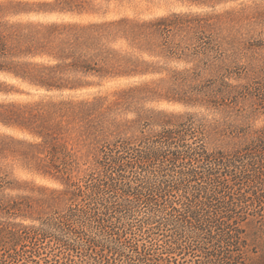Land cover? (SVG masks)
Masks as SVG:
<instances>
[{
  "label": "trees",
  "instance_id": "obj_1",
  "mask_svg": "<svg viewBox=\"0 0 264 264\" xmlns=\"http://www.w3.org/2000/svg\"><path fill=\"white\" fill-rule=\"evenodd\" d=\"M110 1L0 0V250L264 264V6L105 17Z\"/></svg>",
  "mask_w": 264,
  "mask_h": 264
},
{
  "label": "rangeland",
  "instance_id": "obj_2",
  "mask_svg": "<svg viewBox=\"0 0 264 264\" xmlns=\"http://www.w3.org/2000/svg\"><path fill=\"white\" fill-rule=\"evenodd\" d=\"M101 1V0H99ZM101 11L106 10L107 14L105 17H113L118 15H129V16H137V17H151L155 15H160L164 13H168L171 11H180V10H201V8L196 7H189L177 0H111L108 3L101 2ZM264 6V0H234V1H228L224 2L222 4H219L215 7V11H225V10H236V11H244L245 14L253 12L255 10L261 9ZM206 9V8H205ZM49 17L52 19H61L64 17H67L62 14H52ZM246 28H252L253 25H250L249 22L243 23ZM254 26V33H257V31L260 30L259 27ZM262 37H264V32L262 34ZM117 83L110 82V81H104L102 82L101 87L95 89L101 92L109 91L112 89ZM1 98V97H0ZM145 107H157L160 109H167V110H174V111H185L187 110L185 107L177 104H166V103H150L146 104ZM213 114H209L210 117H212ZM123 117L131 118L132 115H125ZM218 117V115H217ZM254 127H259L264 125V115H260L253 121ZM0 131H3L2 128H0ZM13 168V176L16 179L20 180H27V181H34V183L38 184H45L48 186H56L52 182H49L47 180H43L40 177H37L30 173L20 162L18 161H11L10 162ZM27 223V222H26ZM48 248L42 249L39 251V255L34 254L31 247H25L24 249H4L0 250V256L6 259H13V261L10 262L6 261V264H22L21 260L23 258H31L34 260L40 261V264H45L42 262V260L39 259H49L50 253L48 251ZM55 252V250L53 251ZM51 251V253H53ZM14 260H16L14 262ZM19 260V261H18ZM33 264V263H28Z\"/></svg>",
  "mask_w": 264,
  "mask_h": 264
}]
</instances>
